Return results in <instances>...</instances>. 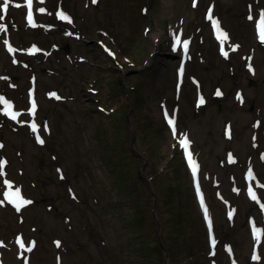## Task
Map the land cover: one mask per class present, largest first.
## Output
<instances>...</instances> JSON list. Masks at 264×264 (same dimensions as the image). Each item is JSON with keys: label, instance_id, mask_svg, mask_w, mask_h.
<instances>
[{"label": "rangeland", "instance_id": "1", "mask_svg": "<svg viewBox=\"0 0 264 264\" xmlns=\"http://www.w3.org/2000/svg\"><path fill=\"white\" fill-rule=\"evenodd\" d=\"M247 1L33 0L31 27L27 0H9L0 10V96L23 123L0 112L8 162L0 199L19 187L33 201L20 212L0 206L9 264H154L152 251L162 259L167 250L170 264H264V234H253V224L264 229V210L248 195L251 185L264 203V42L245 24ZM212 2L227 58L207 19ZM61 9L72 23L57 18ZM242 35L247 44L231 57ZM33 46L41 51L31 54ZM251 133L261 136L253 150Z\"/></svg>", "mask_w": 264, "mask_h": 264}, {"label": "snow or ice", "instance_id": "2", "mask_svg": "<svg viewBox=\"0 0 264 264\" xmlns=\"http://www.w3.org/2000/svg\"><path fill=\"white\" fill-rule=\"evenodd\" d=\"M39 2L42 4V3H44V0H39ZM92 2L97 3V0H92ZM193 6H195V3ZM9 7H10L9 0H2V3H0V10H2V12L6 14L9 11ZM16 7H20V5L17 4ZM27 9H28L27 10V20H28L29 25L31 27H37L38 25L35 22V18H34V14H33V0H27ZM38 11L40 13H45L46 9L41 7L38 9ZM56 15H57L58 19H60L62 21H67L68 23H72L71 17L68 14L64 13L62 9L59 10ZM207 19L212 22L213 27L216 29L217 39L220 41V45H221L220 51L225 56V58H227L228 52L224 50V42L226 40H228L229 37H228V34L220 28L219 21L217 19L213 18L212 8L208 9ZM248 19L253 20V16L249 15ZM257 27L259 28V38H260L261 42H264V10H262L260 12L259 24L257 25ZM6 31H7V26L0 24V32H6ZM176 43L177 44L181 43L179 38H177ZM4 44L7 46V50L9 53H14L15 51H17V49L13 48L7 40L4 41ZM187 47H188V43L185 41L183 43V48H184L185 53L187 52ZM238 47H239L238 45L233 46L232 50L235 51ZM28 51L31 54H35L37 52H40L41 50L39 48H37L36 46H33ZM13 62L15 63L16 61L14 60ZM249 68L251 69V64H249ZM179 71H180V74L182 75L183 74V68L181 67V69ZM50 95L55 96L56 99H60V97L57 96L56 93H51ZM216 95L217 96L221 95L219 90L217 91ZM237 98L239 100H241V102H243V98L239 94H238ZM204 102L205 101H204L203 97H200L199 104H204ZM0 104H2L4 106L2 109H0V112H2L5 116L9 117L12 121H17L18 123H23V121L18 120V117H20L21 113L14 110V106L10 101H8L5 97L0 96ZM36 107H37V105L35 103V100L33 99L31 101V113H32V115H35ZM165 117L166 118L168 117L167 110H165ZM168 123L171 126V130H172L173 135L175 136L176 135L175 120L173 118H169ZM31 130L34 133L37 131V125L35 122L31 123ZM45 130H47L46 125H45ZM226 135L230 138V136H231L230 128L226 129ZM253 139H255V137ZM37 143L43 145L45 143V141L40 136H37ZM180 144L185 149L188 148L190 141H188L186 134H184V138L180 140ZM3 147H4V145L2 143H0V148H3ZM229 156H230V162H234V160L231 158V154H229ZM188 159H189V162L192 163L191 153H189ZM262 159H264V156H262ZM7 163L8 162L6 159H0V177L6 176V172L4 171V169L6 168ZM57 171L60 173V178L63 179L64 177H63L62 171L60 169H58ZM193 171L194 172L196 171L195 166L193 167ZM247 175L250 178H254V174H253L251 168L248 169ZM3 184L6 185L9 190L13 189V187H14L13 182H11L7 179L3 180ZM261 187H264V185H261ZM197 191H199V185H197ZM248 195L252 201L259 203L261 209L264 210V203H260L258 196H257V193H256V191L253 190L251 185L248 188ZM3 196L5 197V199H0V206H3L5 204V202L10 203L15 208V210L17 212H20L23 208H25L26 206L31 205L33 203L32 200L26 199L22 195L21 189L19 187H15L14 191H5L3 193ZM204 203H205L204 197L201 194L200 195V204L203 206ZM203 212H204L205 218H207L208 227H209V229H211L212 228V221L209 217L208 208L206 206H204ZM233 213H234V210L230 211L228 213L229 218L232 217ZM253 234H254V237L257 240H259L261 235L264 234V229L257 228L253 224ZM54 243L56 244L57 247H60V241H55ZM210 243H211V247L213 249H215L217 241L215 240L214 237L211 238ZM0 246H3L2 242H0ZM20 247L24 248L27 252H31L33 250V248L35 247V242L32 241L30 246L25 247V244L23 243V241H21ZM228 251H231V249L229 248ZM212 254L214 255L215 253L213 252ZM259 258L260 257L258 255H254L252 257L253 260H258ZM57 259L59 261V257ZM25 264H27V261H25Z\"/></svg>", "mask_w": 264, "mask_h": 264}, {"label": "bare ground", "instance_id": "3", "mask_svg": "<svg viewBox=\"0 0 264 264\" xmlns=\"http://www.w3.org/2000/svg\"><path fill=\"white\" fill-rule=\"evenodd\" d=\"M264 9V0H250V3L248 5V11H249V15L253 16V20H249L248 18L245 21V24L249 25V30L252 31H256L259 35V28L257 27V25L259 24V16H260V12ZM213 18L216 19V15H213ZM236 33L232 36V38H235ZM212 37H215V40L217 41V43L219 42V46L220 45V41L217 39V31H213L212 32ZM245 35L239 36L238 38H236L237 41H241L242 42V47H239L237 50L233 51L230 53L231 57H233L235 54L236 56H239L241 54V51L245 48V45L247 44V41L244 40ZM227 40L224 42V47L227 46ZM235 41L232 44H229L228 46H232L234 45ZM247 49L244 50V52ZM245 56H247V53H244ZM254 72L259 74L262 72L260 68L258 67H253ZM171 111H173V109H171ZM168 112V110H167ZM170 112V111H169ZM262 117L264 118V116L262 115ZM255 137V139H253ZM248 142H251L249 148L251 150H253L254 148H257L261 145V136L259 134L253 135L251 133V138L248 140ZM191 167H193V164L191 163ZM7 247L9 248V244H7ZM10 263V259H9V252L5 255L2 256L1 258V264H9Z\"/></svg>", "mask_w": 264, "mask_h": 264}, {"label": "trees", "instance_id": "4", "mask_svg": "<svg viewBox=\"0 0 264 264\" xmlns=\"http://www.w3.org/2000/svg\"><path fill=\"white\" fill-rule=\"evenodd\" d=\"M141 208V207H140ZM181 227V226H180ZM165 241V240H164ZM165 245H166V247H167V249H168V244H167V242L165 241ZM171 252V251H170ZM152 254L153 255H155V259H151V261H153L154 262V264H159V261H160V263L161 264H163V262H164V257H163V255L162 254H160L159 256H162V259L160 258V257H157L158 256V254L155 252V251H152ZM171 256V258L173 257L172 255H170Z\"/></svg>", "mask_w": 264, "mask_h": 264}, {"label": "water", "instance_id": "5", "mask_svg": "<svg viewBox=\"0 0 264 264\" xmlns=\"http://www.w3.org/2000/svg\"><path fill=\"white\" fill-rule=\"evenodd\" d=\"M154 205H155V204H154ZM166 255H167V251H166ZM167 258H168V256H167ZM166 264H169L168 260H167Z\"/></svg>", "mask_w": 264, "mask_h": 264}]
</instances>
